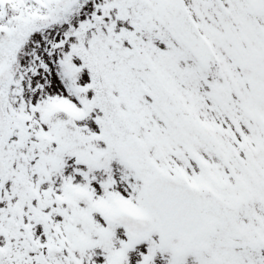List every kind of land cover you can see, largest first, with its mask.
Instances as JSON below:
<instances>
[{"label":"snow or ice","instance_id":"obj_1","mask_svg":"<svg viewBox=\"0 0 264 264\" xmlns=\"http://www.w3.org/2000/svg\"><path fill=\"white\" fill-rule=\"evenodd\" d=\"M0 264H264V0H0Z\"/></svg>","mask_w":264,"mask_h":264}]
</instances>
